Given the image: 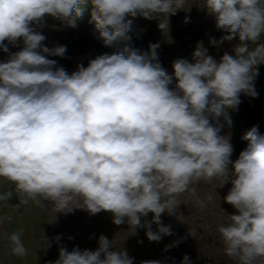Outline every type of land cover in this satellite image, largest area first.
Masks as SVG:
<instances>
[{
    "label": "clouds",
    "instance_id": "obj_1",
    "mask_svg": "<svg viewBox=\"0 0 264 264\" xmlns=\"http://www.w3.org/2000/svg\"><path fill=\"white\" fill-rule=\"evenodd\" d=\"M187 2L0 0V51L8 53L0 61V177L14 184L23 203L50 201L49 221L57 212L106 211L115 225L127 224L133 233L143 228L155 242L172 234L161 214H177L178 198L193 182L218 178L221 186L231 183L224 200L236 210L219 227L225 254L237 264H264V134L251 127L243 136L247 147L232 161L231 137L220 135L218 120L224 116L230 123L227 110L238 108L241 94L258 96L255 66L264 63V43L250 48L245 42L264 36V0H203L201 7L215 17L216 28L227 33L209 43L217 46L235 37L240 43L234 54L224 53L217 61L198 42L193 63L173 62L176 85L171 88L173 76L158 62L159 44H150L147 52L132 47L133 21L126 17L157 18L167 34L169 16ZM89 3V23L103 44L124 46L69 73L48 58H65L66 46H45L39 29L48 26V16L77 27ZM9 45L20 50L9 52ZM12 195L0 193V201ZM148 213L151 220L142 222ZM8 239L12 254L27 255L19 231ZM43 247H50L45 238ZM133 262L127 250H116L112 239L100 235L95 250L60 246L50 264ZM180 264H191L190 257L184 255Z\"/></svg>",
    "mask_w": 264,
    "mask_h": 264
},
{
    "label": "rangeland",
    "instance_id": "obj_2",
    "mask_svg": "<svg viewBox=\"0 0 264 264\" xmlns=\"http://www.w3.org/2000/svg\"><path fill=\"white\" fill-rule=\"evenodd\" d=\"M202 3L203 0H188L182 10L170 15L167 34L159 29L157 18L149 20L139 15L126 17L133 21L132 31L129 33L131 36L129 43L132 47L147 52L150 44H159L158 62L170 76H173L172 84L169 85L171 88L176 85L173 62L182 58L193 63L192 53L198 42H203V46L208 49L207 54L212 55L217 61L224 53L234 54V47L240 43L238 37L231 41H223L217 46L209 43L210 38L220 40L227 33L216 28L215 17L207 14L201 7ZM90 10L91 8L85 10V14L77 21L75 28L67 27L61 20L48 16L46 17L48 26L39 29L46 36L43 42L45 46L49 48L56 45L66 46L65 58L56 56L48 58L56 60L58 66H63L69 73L76 70L77 64L86 67L88 61L96 56L112 54L124 46L123 43H114L112 46L103 44L94 25L89 23ZM185 17L189 18V22H184ZM159 19L162 21L164 17L161 16ZM258 42L261 43L260 40ZM250 45L253 47L256 44ZM19 50V47L9 45V52ZM7 56L8 53L0 51V61L5 60ZM259 74L254 81L258 96L252 98L241 94L238 108L227 110L240 125L238 129L245 133L251 127L257 126L259 132L264 134V107H262L264 103L258 100L264 91L261 82L264 80V72ZM218 120L222 126L220 135L231 137L234 151L230 159L235 161L239 153L247 147L248 141L243 140L246 144L237 141L228 131L224 121L220 117ZM231 187L230 182L221 186L218 178L212 181L193 182L190 190L179 196L177 214H161L162 223L170 226L172 234L163 236L159 242H155L147 239L143 228L133 233L132 228L127 224L115 225L112 222V214L106 211L95 215H90L83 209H75L71 214L57 212L54 213L55 220L49 221L54 211L51 209L50 201L37 198L23 203L25 197L15 192L14 184L0 177V193L13 192L7 202L0 201V264H50L58 259L60 246L68 251L73 247L95 250L100 235L112 239L116 250H127L128 255L134 258L133 264H140L144 260H160L162 264H180L186 254L190 257L191 264H237L225 254V245L219 232L221 225L226 226L229 223L228 215L236 214L233 206L224 200ZM191 188L196 189L195 195L191 192ZM152 215L148 213L146 217H141L142 222L151 220ZM59 228H64L65 232H58ZM152 228L155 231L156 225L153 224ZM18 231L27 249V255L23 257L11 253L8 239L11 234ZM57 236L60 237L59 241L54 239ZM44 238L50 243V247H43ZM174 241L180 243L165 251V247Z\"/></svg>",
    "mask_w": 264,
    "mask_h": 264
},
{
    "label": "trees",
    "instance_id": "obj_3",
    "mask_svg": "<svg viewBox=\"0 0 264 264\" xmlns=\"http://www.w3.org/2000/svg\"><path fill=\"white\" fill-rule=\"evenodd\" d=\"M91 7L92 6L89 4V5L86 6V9L91 8ZM260 41H261V43H264V38H261ZM246 43L249 45L250 48H253L256 45L252 47L250 44H258L260 42H258V41L257 42L246 41ZM255 68L258 71V75H257V77H258L260 75L259 73H263L264 72V63H259L258 65L255 66ZM261 82H262V86H263L262 88L264 89V80H262ZM258 100H259V102L262 101L264 103V91H263V93H261V95L258 98ZM256 105H255V107L257 108ZM262 107H264V105H262ZM258 108H260V107H258ZM227 116H228V119L230 120V124L229 125H230V128L232 129V132H234L237 135H239L241 140H244L243 139V136H244L245 132H243L241 129H238L239 128L238 125H236V122L234 120H232V118H231L232 115L228 111H227ZM223 118L225 119L224 116H223ZM58 232H65V229L64 228H59V231Z\"/></svg>",
    "mask_w": 264,
    "mask_h": 264
},
{
    "label": "bare ground",
    "instance_id": "obj_4",
    "mask_svg": "<svg viewBox=\"0 0 264 264\" xmlns=\"http://www.w3.org/2000/svg\"><path fill=\"white\" fill-rule=\"evenodd\" d=\"M248 144V143H247Z\"/></svg>",
    "mask_w": 264,
    "mask_h": 264
}]
</instances>
